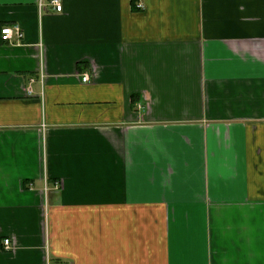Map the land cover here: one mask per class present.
Segmentation results:
<instances>
[{
	"label": "crops",
	"instance_id": "1",
	"mask_svg": "<svg viewBox=\"0 0 264 264\" xmlns=\"http://www.w3.org/2000/svg\"><path fill=\"white\" fill-rule=\"evenodd\" d=\"M40 1L0 0V264H264V0Z\"/></svg>",
	"mask_w": 264,
	"mask_h": 264
},
{
	"label": "built area",
	"instance_id": "2",
	"mask_svg": "<svg viewBox=\"0 0 264 264\" xmlns=\"http://www.w3.org/2000/svg\"><path fill=\"white\" fill-rule=\"evenodd\" d=\"M39 7L41 10H45L46 7H49L54 12L60 13L63 11V4L61 0H41ZM142 7V6H139ZM23 31L19 26H4L0 30V37L3 42L11 43L15 39L21 40L23 39ZM34 80H31L33 82ZM83 82H89L90 76L85 74L82 77ZM10 244L9 240L5 241V246L8 247Z\"/></svg>",
	"mask_w": 264,
	"mask_h": 264
}]
</instances>
